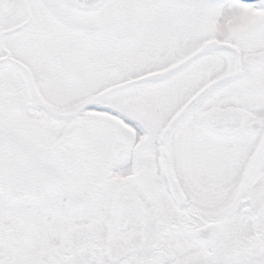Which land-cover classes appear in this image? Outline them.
<instances>
[{
  "label": "snow or ice",
  "instance_id": "snow-or-ice-1",
  "mask_svg": "<svg viewBox=\"0 0 264 264\" xmlns=\"http://www.w3.org/2000/svg\"><path fill=\"white\" fill-rule=\"evenodd\" d=\"M0 264H264V0H0Z\"/></svg>",
  "mask_w": 264,
  "mask_h": 264
}]
</instances>
